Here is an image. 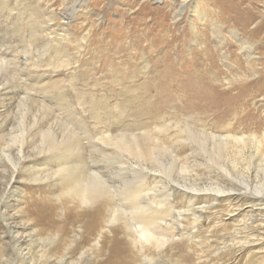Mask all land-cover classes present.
Segmentation results:
<instances>
[{
    "label": "rangeland",
    "instance_id": "1",
    "mask_svg": "<svg viewBox=\"0 0 264 264\" xmlns=\"http://www.w3.org/2000/svg\"><path fill=\"white\" fill-rule=\"evenodd\" d=\"M0 106V264H264V0H0Z\"/></svg>",
    "mask_w": 264,
    "mask_h": 264
},
{
    "label": "bare ground",
    "instance_id": "2",
    "mask_svg": "<svg viewBox=\"0 0 264 264\" xmlns=\"http://www.w3.org/2000/svg\"><path fill=\"white\" fill-rule=\"evenodd\" d=\"M4 104V103H3ZM1 107V106H0ZM5 107V106H4ZM51 154H53V153H51ZM56 159L57 160V167L59 166H63L67 161H66V159L65 158H63V157H54V156H52L50 159ZM73 160H71V162H72ZM41 162H43V161H41ZM76 163V162H75ZM74 163V164H75ZM43 166H44V169L42 170V172H46V171H48V168H49V166H46L45 164H42ZM49 169H51V168H49ZM52 170V169H51ZM61 171V170H60ZM59 171V169H58V172H60ZM81 184V183H80ZM94 187H97V186H94ZM91 189V188H90ZM132 191L129 193V191L127 192V193H129V194H126L125 196H127V195H129V199L133 202V203H135V206L140 210V212H141V215L139 216L138 214H135L136 216H139L138 217V219L137 220H139L140 222H138L139 223V225L138 226H140V228H139V234H140V236H141V238L143 239V240H145L146 242H152L154 239H159L160 238V236H161V234L158 232V228H160L159 227V225H162L164 222H165V219H166V217H165V214H164V216H156V214H157V212H159V211H162V208H163V203L162 202H157V201H155V200H147L146 202H137V200H139L140 199V197L142 196V192H143V190L141 189V188H137L136 190H134V189H131ZM92 192H95L96 193V189L94 190L93 189V191ZM90 193H91V191H90ZM97 193H99L98 191H97ZM85 194H87V193H85ZM93 194V193H92ZM84 195V194H83ZM128 197V196H127ZM88 198V197H87ZM170 198V197H169ZM137 204V205H136ZM134 205V204H133ZM139 206V207H138ZM157 206V207H156ZM154 212V213H153ZM163 212V211H162ZM166 212V211H165ZM139 213V212H138ZM153 213V214H152ZM159 214H160V212H159ZM162 214V213H161ZM131 217H134V216H132V214H131ZM134 219H135V217H134ZM134 222H135V220H133ZM158 221H160V222H158ZM166 225H167V223H166ZM165 225V226H166ZM164 228V227H163ZM162 229V228H161ZM163 231V230H162ZM165 232H166V230H165ZM163 233V232H162ZM164 234H162V236H163ZM166 237V236H165ZM156 240V241H157ZM159 240H161V239H159ZM163 240H165V239H163ZM155 241V240H154ZM159 243H162V242H159ZM158 243V244H159ZM163 244H164V242H163Z\"/></svg>",
    "mask_w": 264,
    "mask_h": 264
}]
</instances>
